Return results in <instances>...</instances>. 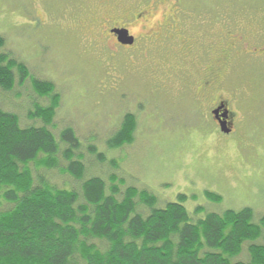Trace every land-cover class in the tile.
Returning a JSON list of instances; mask_svg holds the SVG:
<instances>
[{"label": "rangeland", "instance_id": "374dc122", "mask_svg": "<svg viewBox=\"0 0 264 264\" xmlns=\"http://www.w3.org/2000/svg\"><path fill=\"white\" fill-rule=\"evenodd\" d=\"M120 1L115 8L107 0H0L4 50L27 66L32 79L53 83L59 95L52 131H75L86 179L115 175L155 195L159 208L186 195L191 216L204 209L195 219L251 208L258 222L264 215V56L257 57L264 52V0H159L137 9L132 0ZM177 6L191 16L184 29L201 32L193 22L208 25L207 37L187 58L174 46L149 40ZM141 10L149 22L134 21ZM107 19L127 24L135 44L107 37ZM232 35L257 54L236 57L228 68L222 91L239 122L224 135L198 111L194 91ZM32 79L10 93L0 91V106L22 126L32 124L36 106L50 103L35 92ZM126 114L136 117L133 142L111 149L107 143ZM46 176L61 188L80 185L60 170ZM206 192L221 201L209 200ZM240 259H247L245 252Z\"/></svg>", "mask_w": 264, "mask_h": 264}, {"label": "trees", "instance_id": "16d2710c", "mask_svg": "<svg viewBox=\"0 0 264 264\" xmlns=\"http://www.w3.org/2000/svg\"><path fill=\"white\" fill-rule=\"evenodd\" d=\"M5 43L0 35V91L10 93L32 78ZM32 85L50 103L36 106L31 125L0 106V264H264V215L256 222L251 208L195 219L204 209L191 216L186 195L159 208L155 195L115 175L86 179L75 131L51 129L60 101L54 84ZM135 131L136 117L126 114L108 147L131 144ZM59 170L79 187L45 177Z\"/></svg>", "mask_w": 264, "mask_h": 264}, {"label": "flooded vegetation", "instance_id": "af4514ba", "mask_svg": "<svg viewBox=\"0 0 264 264\" xmlns=\"http://www.w3.org/2000/svg\"><path fill=\"white\" fill-rule=\"evenodd\" d=\"M132 2L135 3L133 6L137 9L139 6L148 5L150 3L156 5L159 3V0H132ZM107 3L115 6V8L120 7L122 4L120 0H107ZM147 15V12L141 10L134 18V21L141 20L144 17L143 21L147 23L149 22ZM187 17L191 19V16L185 13L182 8L178 6L175 7V10L169 16L168 22L162 24L161 27L163 28L155 29L152 32L153 36L149 38V40H159L162 43L174 46L176 47L175 52H177L178 56L181 58L189 57L191 53L193 54L194 45L197 44V42L200 44L201 40L207 37V29L205 28H207L208 25L204 22H193V25L198 27L196 30L200 29L201 32L195 31V28L192 26L184 29L183 25ZM105 29L107 31V37L114 39L117 43H119L118 36L112 31L122 29L128 30L130 36L134 38V44L136 42V37L132 34L131 29L127 24H123L122 21L118 22L114 19H107L105 20ZM230 38L226 49H222L224 53L222 58L203 69L202 79L199 82L198 88L194 91L195 103L198 111L202 113V116H205L206 119L214 123L216 132L224 135L232 134L239 122L238 113L231 107L232 99L222 91L225 83L224 78L228 77L230 73L228 68L233 66L232 62L236 57L242 55L253 57V55L257 54V51H248V44L245 43L246 40L243 41L241 37L238 39L232 35ZM177 47H179L178 50ZM200 47L201 49L203 48L202 45H200ZM203 52L205 53V48H203ZM201 54H203L202 51ZM208 54L209 51L206 55ZM262 56H264V52L260 53L257 57Z\"/></svg>", "mask_w": 264, "mask_h": 264}, {"label": "water", "instance_id": "95a60500", "mask_svg": "<svg viewBox=\"0 0 264 264\" xmlns=\"http://www.w3.org/2000/svg\"><path fill=\"white\" fill-rule=\"evenodd\" d=\"M112 32L118 36V41L121 45L133 46L134 38H133V36H130L128 30H126V29L113 30Z\"/></svg>", "mask_w": 264, "mask_h": 264}]
</instances>
